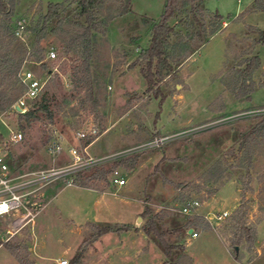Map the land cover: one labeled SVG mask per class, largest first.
I'll list each match as a JSON object with an SVG mask.
<instances>
[{"label": "rangeland", "instance_id": "374dc122", "mask_svg": "<svg viewBox=\"0 0 264 264\" xmlns=\"http://www.w3.org/2000/svg\"><path fill=\"white\" fill-rule=\"evenodd\" d=\"M60 1L71 0H17L8 24L15 31L23 24L20 37H24L25 42L19 39L29 44L33 34L25 31V27L46 12L48 2ZM165 1L131 0V11L116 15L119 3L105 0L95 11L97 29L92 31L91 64L96 79L97 107L87 100L85 91L77 93L72 89V66L80 59L62 52L66 30L76 29L77 21L85 23V16L79 15V6L72 2L61 13L63 25L53 19L43 41L47 50L53 48L55 52L54 58L45 57L51 75L47 76L38 63L28 65V69L44 81L40 94L45 92L49 97L52 119L46 112L38 111L27 126L12 109L0 112L1 143L11 137L12 132L22 133L20 141H9L2 147L12 174L65 165L70 162L68 148L85 147L88 140L95 142L89 148L90 154L85 149V155L93 157L140 148L83 170L72 184L64 177L41 187L28 198L35 216L22 228L12 226L16 214L0 217L1 240L13 235L11 241L22 245L21 256L29 264H59L62 259H66L67 264H155L158 250L141 234L107 232L91 240L92 223L144 228L146 219L141 216L144 206L152 212L158 229L168 231L167 241L175 244L185 241L183 231L187 228L176 229L188 219L199 216L198 223L190 225L200 236L186 244L189 257L184 261L187 263L228 264L230 254L233 256L237 247L239 257L242 252L248 261L264 264V136L251 143L250 159L240 145L245 131L259 119L256 114L264 112V44L259 41L256 26L243 24V13L232 19L250 0H197L187 2L177 12L172 21L175 33L170 40L178 51H181L178 44L187 45L183 49L186 52L182 50L189 54L183 69L192 72V76L190 90L186 92L180 90L183 79L177 72L162 78L163 71L157 74L152 89L139 72L145 65L137 60L138 54L147 45L151 24L159 20ZM249 11L251 8L245 10ZM214 12L227 21L222 32L197 37L198 32L203 30L205 34L213 25ZM253 19L264 29L263 11ZM2 25L4 22L0 20L1 32ZM16 43L13 42L12 48ZM2 46L0 54L4 52ZM254 55L260 62L251 73L253 91L249 98L239 96L245 77L242 68ZM140 79L143 86L139 88ZM181 93L183 100L173 99ZM36 98L27 100V110L39 101ZM203 110L214 113L208 116ZM240 113L246 116L200 129L206 122ZM91 125L98 129L96 136L76 138L77 131ZM155 126L160 131L155 130ZM163 136H169L163 144L144 148ZM54 138L61 140L63 150L53 155L47 147ZM122 160L126 163L115 168L125 178L124 185L118 187L110 183L108 173L106 181L94 184L92 189L97 191L79 186V181L94 169H109ZM191 200L199 202L198 215L181 211ZM223 211L228 215L223 220H215L213 215ZM241 213L254 239H243L233 246V234L238 226L236 217ZM181 222L183 225L177 227ZM256 228H259V236ZM223 242L228 245L230 254ZM147 246L148 254L136 253ZM118 247L124 253H119ZM158 248L160 251L161 247ZM174 252L178 250L175 248L172 254ZM0 264L19 263L0 245Z\"/></svg>", "mask_w": 264, "mask_h": 264}, {"label": "trees", "instance_id": "16d2710c", "mask_svg": "<svg viewBox=\"0 0 264 264\" xmlns=\"http://www.w3.org/2000/svg\"><path fill=\"white\" fill-rule=\"evenodd\" d=\"M115 1H117L120 5V9L116 15H123L131 11V0ZM195 1L197 0H166L159 20L151 24L150 36L147 45L142 48L137 57V60H140L145 65L144 68L140 67L139 72L141 73L142 78L148 83V88L152 89L156 85L153 79L157 76V74L160 75L163 71L164 74H161L162 78L163 76L176 72V67L189 55L188 53H183V51L187 48L185 42L181 46L178 44L179 49H181V51H178L177 49L175 50L174 46H172L170 39L175 33L174 26L172 24L173 18L180 9L186 6L187 2L195 3ZM16 2L17 0H0V20H3L4 22V26L2 25L3 30L2 32L0 31V45L2 44V47H4V52L0 54V112L12 109V111L19 118H23L26 121L27 126L30 125L32 117H34V114L38 111L46 112L48 118L50 120L52 119L53 112L49 107V97L45 92L39 94L36 98H39V101H36L33 106L24 113L14 110L11 106L24 91V86L20 81L19 73L24 67H28L29 63H38L43 68V71L47 76L51 75L52 72L50 68L46 66L45 62L48 50L43 45V41L46 39L48 34V25L53 19H56L58 25H63L61 13L65 11L67 6L72 2H76L79 6V15L85 16V23L77 21L75 23V25L78 26L76 29L72 31L66 30V36L62 40V52L64 54L77 55V59H80L72 66V89L77 93L81 90L85 91L87 100L92 102L93 107H97L99 101L96 98L94 88L96 79L94 77L91 64L94 52L92 31L97 29L95 11L99 10L105 0H71L67 3L63 1L48 2L46 12L41 14L34 23L25 27V31H29L33 34V39L29 44L24 43V37L17 36L15 34V29H12V27L8 24ZM250 8L251 11L264 12V0H253ZM213 16L215 18L213 25L210 26L208 30H205V34L202 33L203 30L198 32L196 34L197 37L207 34L210 37L217 30H219V27L221 26V16L216 12L213 13ZM257 32L259 34V41L264 44V29L257 27ZM19 38L24 42H21ZM14 41H17V43L15 48H12ZM199 41H201V39ZM259 62L260 60L257 55L252 56L245 62V66L242 68L245 70V77H243V81H241L243 90L240 92L241 94H239V96L244 95L247 98L250 97V94L253 91L251 73L257 68ZM24 63L28 64L26 65ZM154 65L155 68L153 70ZM65 102H67V99H65ZM256 118L259 119L253 126L245 131L240 142L241 147L246 151L248 159L251 157V143L264 136V115L256 116ZM20 128H23V126L20 125ZM90 142L91 140H88L86 145ZM122 162L124 164L126 163L122 160L121 162L114 164L113 167L109 169L104 170L101 167L94 169L93 172L83 178V180L79 181V186L94 188V184L96 182L106 181L108 173H110L118 164H122ZM79 176L80 173L77 174L75 179ZM238 209L239 208H237V210ZM141 216L146 219L144 224L145 232L154 236L162 247L165 259L161 262V264H190L185 262V259L188 257L182 253L184 250L183 245H175L167 242L165 236L168 231L158 229L155 217L152 215V212L147 206H144ZM236 218L238 226L233 234V246L239 245L243 239H246L247 241H252L254 239V235L251 234L252 229L244 224L243 214L241 213V215ZM198 219L199 216H195L193 220L188 219L182 227L177 228L176 230L178 231L183 230L184 228H189L191 224H197ZM92 227L94 228V233L91 236V240H95L107 232L121 233L130 231L134 228L130 224L98 226L94 223H92ZM12 237L5 241L0 238V245L3 246L19 264H29L21 256L20 249L22 248V245L18 242L13 243L11 241ZM175 248L179 249L181 253L175 260L170 261L169 257L172 250ZM233 257L239 258V252L237 250H234Z\"/></svg>", "mask_w": 264, "mask_h": 264}, {"label": "built area", "instance_id": "2783aa9c", "mask_svg": "<svg viewBox=\"0 0 264 264\" xmlns=\"http://www.w3.org/2000/svg\"><path fill=\"white\" fill-rule=\"evenodd\" d=\"M24 30V25L19 24L15 34L20 36ZM47 58H54L55 52L53 48H50L46 54ZM27 62V61H26ZM28 64V63H24ZM20 81L24 86V91L20 97L11 106L14 110L24 113L27 110V100L35 99L41 92L44 85V81L40 77L36 76L33 71L24 67L19 73ZM262 113L256 114V116L264 115ZM244 114H234L233 116L220 118L218 120L209 121L204 123L200 129L210 128L218 123L228 122L230 120L245 117ZM98 133L96 126L91 125L88 128L80 129L76 132L77 139H83L86 137H94ZM57 137V136H55ZM58 137H61L59 135ZM22 139V133L20 131L12 132L11 137L0 142V217L10 216L16 214L14 220H12V226L15 228H22L26 223L33 220L35 214L32 212L31 203H29V196L39 190L49 182L59 179L66 178L69 184H72L77 174L83 172V170L100 166L108 161L114 160L117 157L124 156L131 151H137L140 148L130 149L126 151H120L114 154H106L98 157L85 155V147L77 149L76 147H69L68 152L70 153V162L60 167L50 168H37V169H26L21 170L16 174H12L6 155L2 153V147L9 141H20ZM169 136H163L155 138L153 141L144 145V148L151 146H159L163 144ZM63 146L59 138L52 139L47 147V151L50 154H59L62 152ZM143 149V148H142ZM109 182L115 186H122L126 183L125 178L120 174L118 168H114L109 175ZM199 205L197 200L189 201L185 206L182 207L181 211L186 215H198L196 210ZM228 213L226 211L216 213L213 215L215 220H223ZM191 229V236L196 237L197 231ZM8 233H11L9 229H6ZM59 264H67L66 259H62L58 262Z\"/></svg>", "mask_w": 264, "mask_h": 264}, {"label": "crops", "instance_id": "0c3cea01", "mask_svg": "<svg viewBox=\"0 0 264 264\" xmlns=\"http://www.w3.org/2000/svg\"><path fill=\"white\" fill-rule=\"evenodd\" d=\"M202 1V0H201ZM203 1H206V0H203ZM252 3H253V0H250L249 2H248V5L244 8V9H240V10H237L234 14H233V16H232V19H235L237 16H239L240 14H242L243 13V15H242V22H243V24H247V25H252V26H256V27H258V28H260L257 24H256V22L255 21H253L254 19H253V16L255 15V16H257L258 15V13H259V11H249V12H245V10L246 9H248V8H250L251 7V5H252ZM204 7H205V5H204ZM206 8V7H205ZM207 9V8H206ZM217 13V12H216ZM219 14V13H218ZM220 15V14H219ZM221 16V15H220ZM227 24V21L225 20V19H222V17H221V26L219 27V30H217L213 35H215L216 33H221L222 32V30L224 29V27H225V25ZM213 35H211V36H213ZM186 58H189V55L186 57ZM185 58V59H186ZM184 59V60H185ZM184 60L176 67V72H177V75L178 76H180L182 79H183V84L181 83V85H180V90H184V92H186V91H188V90H190V84H189V79L191 78V76H192V72H189V71H187V70H184L183 69V67H184V65H185V63H184ZM179 68V69H178ZM130 76H131V74H129ZM129 75H127V77L129 76ZM167 76H169V75H167ZM166 76V77H167ZM138 77V76H137ZM137 77L135 78V80L137 79ZM138 81V80H137ZM125 84V83H124ZM141 86H143V80H141L140 79V82H139V88L141 87ZM175 87H177L178 88V85L176 84L175 85ZM184 88V89H183ZM184 92H183V95H184ZM182 95V93L181 94H177V96H175L173 99H175L176 101H178V100H180V99H182L183 100V96ZM177 97V98H176ZM207 111V112H206ZM203 112L205 113L206 112V114H208V116H211V115H213V110H203ZM173 120L174 119H171V122H173ZM188 120V119H187ZM169 121V120H168ZM170 122V123H171ZM163 126V124L162 125H160V127H162ZM108 129V128H107ZM106 129V130H107ZM105 130V131H106ZM155 130H159L160 131V129H159V127H157V126H155ZM104 131V132H105ZM95 142V140L94 141H91L89 144H87L86 146H85V149H86V151L90 154V151H89V148H90V146L93 144ZM85 188V187H84ZM85 189H87V190H94V191H97L96 189H92V188H85ZM140 213V210H138L137 211V214H139ZM183 223L184 222H181L180 224H179V226H177V227H180V226H182L183 225ZM189 229L190 228H187L185 231H183L184 233H183V237L185 238V241H183V242H176L177 244H182L183 245V247H184V250L182 251V253H184L185 255H187V257H189L188 256V254H187V242H191V240H194V239H197L199 236H200V233H198V235L196 236V237H192L191 236V231L189 232ZM259 228H256V230H257V232H258V236H259V230H258ZM182 231V230H181ZM195 231V230H194ZM127 232H133V233H135V234H141L143 237H144V239L147 241V242H152L153 244V247H155L156 248V250H158V257H157V259H156V261H155V264H161V262L165 259V255H164V253H163V250H162V247H161V245L159 244V242L155 239V237H153L152 235H149V234H147L146 232H145V230H144V228L143 227H141V226H134V228H132L130 231H127ZM166 239V238H165ZM167 240V239H166ZM168 242V241H167ZM168 243H170V244H175V242H168ZM176 245V244H175ZM223 245H224V247H225V249H226V252L228 253V254H230V252H229V250H228V248H227V244L225 243V242H223ZM158 246L159 247H161V250L159 251V248H158ZM149 247L147 246V247H143V250H141V251H139V250H137L136 251V253L137 254H143V252H144V254L143 255H146V254H148V252H149ZM177 249V248H176ZM178 250V252H174L173 254L171 253V255H170V257H169V260L170 261H173L178 255H180V253H181V251L179 250V249H177ZM118 252L119 253H124V251H122V249L120 248V247H118ZM139 252V253H138ZM177 255V256H176ZM229 261V263L228 264H255V262L252 260V261H248V257L246 256V254H242V252H241V256L239 257V258H235V257H233L231 254H230V260H228Z\"/></svg>", "mask_w": 264, "mask_h": 264}, {"label": "water", "instance_id": "95a60500", "mask_svg": "<svg viewBox=\"0 0 264 264\" xmlns=\"http://www.w3.org/2000/svg\"><path fill=\"white\" fill-rule=\"evenodd\" d=\"M191 231V229H189V232ZM237 250V247L235 248Z\"/></svg>", "mask_w": 264, "mask_h": 264}]
</instances>
